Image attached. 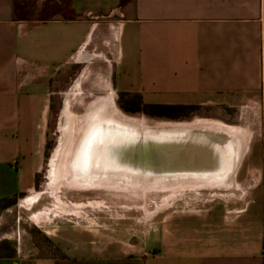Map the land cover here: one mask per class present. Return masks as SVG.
<instances>
[{
    "label": "crops",
    "instance_id": "crops-1",
    "mask_svg": "<svg viewBox=\"0 0 264 264\" xmlns=\"http://www.w3.org/2000/svg\"><path fill=\"white\" fill-rule=\"evenodd\" d=\"M73 87L161 108L232 107L264 130V0H0V242L14 247L0 264H264V135L254 185L209 189L157 226L122 227L117 215L88 226L40 208L48 116ZM13 210L52 252L36 255L31 231L6 229Z\"/></svg>",
    "mask_w": 264,
    "mask_h": 264
},
{
    "label": "rangeland",
    "instance_id": "rangeland-1",
    "mask_svg": "<svg viewBox=\"0 0 264 264\" xmlns=\"http://www.w3.org/2000/svg\"><path fill=\"white\" fill-rule=\"evenodd\" d=\"M66 95L69 97L56 101L57 107L48 116L44 166L38 176L39 189L42 191L38 202L40 208L41 205L42 207L51 205L57 210L64 209L65 217L86 220L88 226L94 224L97 219L110 224L111 219L116 218V215V220L119 219L122 227H141L147 219L152 226H157L160 215L165 211L168 214L175 213L176 210H181L184 204L191 202L204 204L214 187L218 193H237V183L243 188H248L256 182L255 171L260 165L258 161L263 154L261 142L264 130L254 129L261 126L260 116L244 117L237 114V109L232 107L220 109L221 113L217 114L213 113L212 107L208 108L205 105L174 110L143 109L148 105H142L140 99L136 97L111 98L106 91L93 89L84 93L79 92L77 87H73ZM114 109L118 110L123 118H132L150 127L175 128L172 131L175 134L161 132L163 136H156L149 135L152 133L148 132L146 137H143L137 132L139 130H136L131 134L128 145L123 143V139L120 143L112 142L106 147L113 149L114 153H117L119 147L123 154L120 159L132 158L136 165L145 166L147 171L142 173L138 167L132 168V171L113 168L112 173H107L109 176L105 175L98 179L95 178V174L98 173L86 172L82 165L75 163V153L77 148L81 147L79 143L84 136L83 133L94 117L106 114L111 119V115L114 116ZM106 122L105 126L108 125ZM70 126V139L65 143V132ZM209 126L211 129L208 128ZM214 136L216 140H209ZM183 137L199 139L191 140L192 143H189L186 139H182ZM220 140L225 141L226 144L230 143V149L225 150L227 154H242V162L234 176V182L213 184L208 182L205 176H197L198 179L193 180L192 177H187L193 173L186 171L159 176L163 154L171 156L168 158L169 161L172 160V156H178L179 164L171 165H192L198 170L212 169L211 156L221 153L208 154L203 147L206 142L210 144L218 141L220 144ZM181 142L188 143L180 147L178 144ZM64 146L65 150H63ZM98 153L101 154V151ZM182 154L192 161L185 163ZM206 155L211 158L205 157ZM214 165L222 167L224 164L221 162ZM221 178L223 181L226 180L225 175ZM222 197L220 194L217 198L222 199ZM27 213L24 210L8 212L4 226L10 232L31 231L33 245L38 250L36 255L52 252V242L32 225L25 216ZM18 214L22 216L19 223ZM13 251L14 247L10 240L0 242V254ZM26 264H31V261H26Z\"/></svg>",
    "mask_w": 264,
    "mask_h": 264
},
{
    "label": "bare ground",
    "instance_id": "bare-ground-1",
    "mask_svg": "<svg viewBox=\"0 0 264 264\" xmlns=\"http://www.w3.org/2000/svg\"><path fill=\"white\" fill-rule=\"evenodd\" d=\"M114 111H113L114 116L111 115L110 117L111 119H109V117L106 114H100L94 117L92 122L89 124V126L85 129V132L83 133L84 136L81 138L79 143V146L81 147L80 148L78 147L79 149L77 148V151L75 153V159H76L75 163H79L80 165H82L84 170L85 171L87 170L86 172L91 171L93 173H98L95 174V178L98 179L103 178L105 175L109 176V174L107 173H112L113 168H116V166H118L117 163L119 160L116 159L118 152L114 153L113 149L106 147L114 141H118L119 143L121 142L122 139L120 138L116 140L118 134L121 133L123 134L122 135L123 143L124 144L127 143V145L129 144L131 134L136 130H139L140 133H147L154 131L160 133L165 132L170 135L175 134L172 133L173 129L175 128L150 127L149 125L137 122L132 118H123L120 112H118V110L114 109ZM105 122L108 123L107 126L104 125ZM208 128L211 129L210 126ZM70 130H71V126L69 130L65 132V143H67L70 139ZM187 138H189L190 140L199 139L193 137H187ZM211 139L216 140L215 136L213 138H210L209 140ZM206 140L208 141V139ZM99 141L102 142L99 143ZM206 143L207 144L203 148L207 150V153L209 152V154H213L217 152L221 154L211 156L212 160L210 162L213 163V166L211 167L212 169L206 168V169L198 170L196 169V167L190 168L193 174H190L187 177H192L193 180H195L198 179L197 176L199 177L205 176L208 179L207 181L212 182L213 184L215 183L224 184V182L226 181L232 183L233 182L232 176L235 170L240 165L242 154L240 155H237L235 153L232 155L227 154L225 150L230 149L229 147L230 143L226 144V142L223 140H220V144L218 143V141L210 144L208 142ZM197 144L200 143L197 142ZM65 148L66 147L64 146L63 150H65ZM91 150L95 153L93 154ZM98 151H101V154H99ZM120 153L122 154V151H120ZM123 161L126 163L128 162L126 159H124ZM221 162L222 164H224L222 167L214 165L215 163H221ZM227 165L230 167L228 168ZM211 175L214 177H212ZM224 175L226 176L225 181H223L221 178ZM90 176L92 177V175ZM212 179L213 181H210Z\"/></svg>",
    "mask_w": 264,
    "mask_h": 264
},
{
    "label": "water",
    "instance_id": "water-1",
    "mask_svg": "<svg viewBox=\"0 0 264 264\" xmlns=\"http://www.w3.org/2000/svg\"><path fill=\"white\" fill-rule=\"evenodd\" d=\"M137 132H139V134L141 135V136H143V137H146V133H140V131H137ZM148 133V132H147ZM150 133H152V134H149V135H156V136H163V133H160V132H150ZM165 134V133H164ZM123 134L121 133V134H118V136H117V138H116V140H118V138H120V139H123V136H122ZM175 138H177V137H175ZM169 139V138H168ZM182 139H186V138H182ZM189 143H190V139H186ZM172 141V140H171ZM188 142H181L180 144H178L180 147H182L183 145L184 146H186L187 145V143ZM192 143V142H191ZM174 144L175 143H173V146H174ZM182 144V145H181ZM120 148L118 147L117 148V156H116V159L117 160H119L118 161V166H116V168L117 169H121V171H132V168H134V167H138L141 171H142V173L144 172V171H147L146 170V168H145V166H143V165H136L135 164V162H134V160H132V158H130V159H126L128 162L126 163V162H124L123 160L124 159H120V157L122 156V154L120 153ZM208 154H209V152H208ZM116 155V154H115ZM163 157L161 158V161H160V168H159V173H160V175L159 176H165V175H169V174H175V173H179V172H184V171H186V172H188V173H192V171H191V169L190 168H195V167H193L192 165H189V166H179L178 164H179V160H178V156L177 155H174V156H172V160H168V158L169 157H171V156H169V155H167V154H163L162 155ZM176 156V158L174 159V157ZM205 157H209V155H206ZM182 158L183 159H185V163H189V162H191L192 160H189L186 156H184V154H182ZM209 158H211V157H209ZM208 158V159H209ZM178 160V161H177ZM175 163H178L177 165H171V164H175ZM167 165H169V166H167ZM186 169V170H185ZM197 169V168H196ZM155 171H158V169H155ZM185 172V173H186ZM145 173V172H144Z\"/></svg>",
    "mask_w": 264,
    "mask_h": 264
},
{
    "label": "trees",
    "instance_id": "trees-1",
    "mask_svg": "<svg viewBox=\"0 0 264 264\" xmlns=\"http://www.w3.org/2000/svg\"><path fill=\"white\" fill-rule=\"evenodd\" d=\"M148 108H150V109H156V108H161L159 105H149V106H145L143 109H148ZM165 109V110H168V109H171V110H174V109H178V108H185V107H183V106H169V107H167V108H165V107H162V109ZM167 112V111H166Z\"/></svg>",
    "mask_w": 264,
    "mask_h": 264
}]
</instances>
